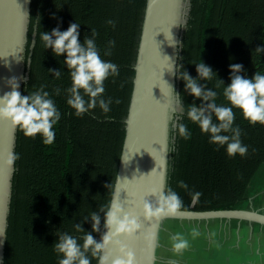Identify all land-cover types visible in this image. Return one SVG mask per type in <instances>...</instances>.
I'll list each match as a JSON object with an SVG mask.
<instances>
[{
    "label": "trees",
    "instance_id": "trees-1",
    "mask_svg": "<svg viewBox=\"0 0 264 264\" xmlns=\"http://www.w3.org/2000/svg\"><path fill=\"white\" fill-rule=\"evenodd\" d=\"M145 5L146 0H30L26 81L21 95L48 92L61 118L54 126L51 145L44 144L39 134L25 137L16 130L14 154L19 158L11 181L3 264H58L60 256L54 251L58 233L66 232L81 244L84 234L89 233L100 242L125 137L124 120ZM73 22L80 24L81 42L92 38L95 29L102 59L118 67L119 75L104 82L103 99L111 97L113 101L108 113L97 106L75 115L66 102L71 79L63 56L56 57L51 48L43 47L41 32L56 27L63 31ZM109 41H114V46ZM180 42V71L197 78L196 63L210 66L216 77L198 83L217 92V104L228 106L223 87H216V82L230 83L229 64H242L240 74L249 78L255 72L264 74V53L255 51L264 44V0H189ZM49 69L60 71L61 76L56 78L55 71ZM177 85L181 111L171 130L167 188L178 193L180 209L234 208L245 199L248 185L264 166V125L250 124L239 109H233V127L240 129V139L248 151L244 156L229 157L224 147L210 143L208 135L187 118L190 106L208 102L186 91L182 79L178 78ZM181 123L190 132L187 139L177 135ZM179 181L188 188L180 187ZM194 192L201 193L195 201ZM92 213L100 217L98 231L92 230ZM76 225L82 231H77ZM86 255L91 264H97L90 250Z\"/></svg>",
    "mask_w": 264,
    "mask_h": 264
},
{
    "label": "clouds",
    "instance_id": "clouds-1",
    "mask_svg": "<svg viewBox=\"0 0 264 264\" xmlns=\"http://www.w3.org/2000/svg\"><path fill=\"white\" fill-rule=\"evenodd\" d=\"M114 25V21L109 20ZM80 24L70 23L66 30L61 31L59 27L53 28L50 32H41L40 39L44 48H51L56 57L63 56V64L66 65L71 79V87L67 104L75 110V115L81 116L91 109L99 108L104 112L110 111V104L113 102L110 97L103 99L105 92L104 82L111 76L119 75L115 63L102 59L96 44V31L92 30V38L79 40ZM114 46V41H109ZM181 42L174 40L172 45L177 52L181 49ZM257 53H264V44L255 49ZM110 54V53H109ZM167 60V69L173 75L179 72V77L185 82V90L194 98L202 102H208L205 106H190L187 110V118L196 124L201 133L207 134L209 142L224 147L229 157L244 156L248 146L240 139V129L233 127L235 113L233 109H239L243 118L250 124L260 123L264 125V74L255 72L249 78L241 75L243 65L239 63L229 64L230 83L224 85L222 80H217L216 87H223V96L228 106L216 103L217 92L212 89H205L198 81L212 80L216 77L213 69L204 62L196 63L197 78H193L187 71H180L175 61L164 56ZM55 71L56 78L61 76L60 71ZM10 91L0 96V120L10 121L14 128L23 132L25 137L35 138L37 134L46 145L53 144L55 140L54 126L61 118L54 101L46 91H36L29 95H21L17 77H10L7 80ZM87 97V99H86ZM119 103V100L115 101ZM215 120V122H214ZM177 135L187 139L190 132L183 123L176 128ZM231 132V135L227 133ZM18 155L9 153L4 161L6 165L12 166L18 159ZM125 163L128 160H124ZM179 186L187 189L188 185L179 181ZM148 195L155 196V203L150 202L143 196L140 197V207L146 220L155 219L159 221L162 217L173 215L181 208L182 200L178 193L171 188L165 190L163 183L160 187L151 188ZM200 192L192 193L195 201L200 197ZM92 230L98 231L100 217L92 213ZM77 231H82L80 225H76ZM105 227L110 231L106 233L100 242L94 240L93 236L85 233L83 243L68 233H58L59 240L54 244V251L60 256L58 264H91L86 253L91 251L97 264H136L135 252L117 237L123 235L125 238H135L140 229L138 217L132 213L125 212L123 206L115 199L105 212ZM193 236L199 235L194 228ZM144 238L150 243L154 233H148ZM173 248L180 252L188 247V241L179 234L172 236ZM113 244V250L103 255L109 244Z\"/></svg>",
    "mask_w": 264,
    "mask_h": 264
},
{
    "label": "water",
    "instance_id": "water-1",
    "mask_svg": "<svg viewBox=\"0 0 264 264\" xmlns=\"http://www.w3.org/2000/svg\"><path fill=\"white\" fill-rule=\"evenodd\" d=\"M30 0H0V96L11 88L10 77H17L19 91L26 81L25 46L29 20ZM189 0H146L135 59L132 92L127 116L124 120L125 137L118 164L112 199L119 202L125 212L138 217L141 225L135 238L117 239L126 243L136 254V264H157L161 232L169 221L235 220L258 224L264 227V212L254 209L203 210L178 209L175 214L146 220L140 207L143 196L155 203L156 197L148 195L151 188L165 190L168 184V169L176 114L181 111L179 100L178 72L173 75L167 69L164 56L175 61L178 53L172 45L181 40L186 23ZM16 130L10 121L0 120V264H3V249L7 217L11 198V181L14 164L5 160L14 154ZM124 160H128L127 163ZM110 230L105 227L103 236ZM154 233L149 243L144 236ZM113 244L100 255L113 250Z\"/></svg>",
    "mask_w": 264,
    "mask_h": 264
},
{
    "label": "rangeland",
    "instance_id": "rangeland-1",
    "mask_svg": "<svg viewBox=\"0 0 264 264\" xmlns=\"http://www.w3.org/2000/svg\"><path fill=\"white\" fill-rule=\"evenodd\" d=\"M236 206L245 208L251 206V208H259L264 211V166L248 185L245 199ZM232 225L218 221L190 224L170 223L161 232V247L158 248L157 264H224L223 250H226L227 246L232 244L235 239ZM194 228L199 235L193 236ZM176 234L188 241V247L180 252L173 248L172 236ZM255 235L245 236L247 251H250V254L255 247L260 246L258 235ZM212 249L213 252H211Z\"/></svg>",
    "mask_w": 264,
    "mask_h": 264
},
{
    "label": "crops",
    "instance_id": "crops-1",
    "mask_svg": "<svg viewBox=\"0 0 264 264\" xmlns=\"http://www.w3.org/2000/svg\"><path fill=\"white\" fill-rule=\"evenodd\" d=\"M237 208L259 210V208L258 209L254 207L251 208V206L249 208H245V207H237ZM209 221H218V222H226L229 224H233L232 227H234L233 232L235 234L234 235L235 239L232 244L229 243L230 245L227 246L226 250H223L224 251L223 253L225 255L224 264H264V247H263L264 227L263 226H260L258 224L244 222V221H235V220H209ZM209 221H169L164 225V228L170 223H175V222L190 224V223H200V222L207 223ZM248 234L251 236L254 234L258 235V238L260 240V246L255 247L252 251V254H250V251H247V247H246L247 240L245 236ZM160 247H161V244L159 242L158 248L160 249ZM213 251L214 250L212 249L211 252ZM157 263H158V260H157Z\"/></svg>",
    "mask_w": 264,
    "mask_h": 264
}]
</instances>
